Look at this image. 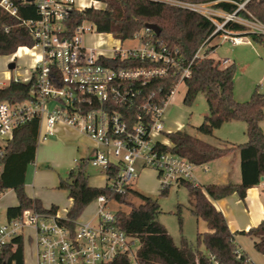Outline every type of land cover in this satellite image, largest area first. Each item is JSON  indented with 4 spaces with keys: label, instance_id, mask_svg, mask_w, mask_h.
I'll list each match as a JSON object with an SVG mask.
<instances>
[{
    "label": "trees",
    "instance_id": "obj_1",
    "mask_svg": "<svg viewBox=\"0 0 264 264\" xmlns=\"http://www.w3.org/2000/svg\"><path fill=\"white\" fill-rule=\"evenodd\" d=\"M18 6V18L10 16L0 7V56H12L20 47L31 48L35 41L28 30L21 25V20L36 19L37 13L32 3L24 0H11ZM105 4L101 10L85 9L72 11L65 20L68 32L82 22L95 27L97 34H107L113 39L124 42L132 40L136 34L144 31L146 24H154L160 29L159 35L152 33V40L158 45L166 46L172 52L177 51V64L169 68L166 75L153 79L139 88L138 102L150 101L161 105L167 102L171 93L179 83L183 69L189 66V74L182 83L185 94L182 104L191 107L197 95L202 94L208 107V113L202 123L195 128L196 134L212 136L223 124L237 121L245 124L246 142L231 144L219 140L216 145L206 143L185 130L166 133L171 146L154 143V149L162 153H172L187 159L194 167L205 165L229 154H238L240 182L227 181L224 184H208L203 187L191 182H181L187 190L194 193V205L190 212L203 220L208 231L197 234L196 245L193 246L181 237L179 246L175 245L165 227L157 220L160 207L152 200L131 186L125 188L123 194L115 193L107 187L97 188L88 185V160H80L70 169L65 179H59L57 188L67 194L71 200L66 216L61 220L72 227V221L80 218L85 208L99 196L125 205L127 213L120 210L115 213L116 225L127 234L137 238L139 247L136 257L140 264H253L248 256L239 249L229 231L226 220L217 211L211 200H219L236 194L243 201L249 188L259 185L264 177V133L260 123L264 121V95L255 88L245 102L234 99L233 86L235 65L223 64L209 57L216 46L205 49L204 53L193 59L201 47H205L213 37L220 35L215 25L206 17L176 6L156 0H97ZM197 4H212L220 12L233 14L241 19L257 21L264 25V0H249L243 9L238 6L246 0H178ZM223 29L228 32L242 33L252 42L264 46V35L250 32L247 27L234 21H228ZM111 61L112 67H142L144 63H124ZM221 64L225 66H221ZM32 81L24 83L10 79L0 87V102L19 103L27 99ZM59 86V85H57ZM129 130L137 123V115L141 112L132 108L116 106ZM143 122L148 125V116ZM39 124L32 120L13 131L11 140L2 147L0 157V191L13 190L18 205L7 209L8 218L22 215L26 210L34 209L41 213L56 214L57 207L45 209L36 199L29 198L24 191L25 174L28 165L35 160L38 148ZM119 166L109 164L104 171L109 180L116 179ZM168 189H160L159 195L166 196ZM264 195V186L262 188ZM132 196L141 200L134 205L128 201ZM264 210V209H263ZM181 223L179 219V224ZM254 238V250L264 257V211L261 222L247 232H240ZM16 247L9 245L3 253L2 263L23 264L21 243ZM202 244L205 253L199 249ZM240 251L237 258L235 252ZM114 264H129L125 256L115 259Z\"/></svg>",
    "mask_w": 264,
    "mask_h": 264
},
{
    "label": "built area",
    "instance_id": "obj_2",
    "mask_svg": "<svg viewBox=\"0 0 264 264\" xmlns=\"http://www.w3.org/2000/svg\"><path fill=\"white\" fill-rule=\"evenodd\" d=\"M156 1L206 17L215 25L214 33L221 32L223 41L228 40L232 45L242 41L241 34L223 29L235 13L227 15L217 25L214 19L218 10L210 9L208 4ZM247 1L239 5L238 10L243 9ZM24 2L32 3L37 13L36 19L21 20V25L35 41L34 46L27 48L35 52L30 55L33 60L31 72L24 79V83L32 81V86L26 100L19 103L0 102V140L4 145L11 140L17 127L34 119L39 124L38 140L52 136L56 124H64L95 144L96 151L89 165L103 172L109 164L119 166L117 178H108L107 187L115 193L123 194L143 168L156 172L160 189H169L181 182H194V166L187 159L154 149L151 135L162 132L167 102L157 105L137 100L140 93L138 87L164 77L168 69L177 64L178 52L154 43L153 32L146 28L132 39L138 42L137 46L122 48L123 42L119 40L104 51L96 45H84L83 36L96 33L95 27L82 22L68 32L65 20L72 11L104 9L105 4L97 0ZM0 7L10 16L18 18V6L13 1L0 0ZM248 23L251 30L255 29L251 32L264 35V25L253 20ZM200 51L201 48L193 59L201 55ZM17 58L12 57V61ZM111 61L147 65L114 68L110 65ZM227 63L225 60L224 64ZM188 74L189 66L183 69L179 83ZM116 106L141 112L132 130L128 129L123 114L115 110ZM144 116L151 121L148 125L143 122ZM4 191H0V197ZM111 202L105 196H99L93 201L95 210L91 218H78L72 221V227L62 223L64 218L56 214L34 209L26 210L15 218H8L5 214L0 219V264H4L2 257L5 249L13 245L11 250L14 251L17 240L21 243L23 264H27L30 257L31 264H114L120 256H125L129 264H140L136 257L139 242L136 237L118 228L116 212L108 210ZM235 254L240 257L239 250Z\"/></svg>",
    "mask_w": 264,
    "mask_h": 264
},
{
    "label": "rangeland",
    "instance_id": "obj_3",
    "mask_svg": "<svg viewBox=\"0 0 264 264\" xmlns=\"http://www.w3.org/2000/svg\"><path fill=\"white\" fill-rule=\"evenodd\" d=\"M208 6L210 9H214L212 4H208ZM217 13L218 15L215 17L216 19H214V23L220 25L229 14L220 11ZM231 20L244 25L250 32L255 30L253 28L252 30L249 28L248 22L250 21L248 20L241 19L237 16L232 17ZM242 39L243 43L239 45H232L228 40L223 41L221 35H217L213 37L209 44H207L205 47H201L200 54L202 55L205 49H208L211 47V45H213L216 46V48L215 52H211L209 54L210 58L214 59L216 62L220 61L223 64L225 59H227V62L229 61V65L232 63L235 65L236 70L234 74L233 94L235 93L237 97L242 96L244 98H250L249 96L252 94L255 88H258V91L264 95V46L258 45L246 37H242ZM82 41L86 46L90 47L96 45L103 51L117 43L115 39L112 38V36L107 34H97L95 32L85 34L82 38ZM137 45L138 42L136 40H126L122 43V48H129ZM31 53H33V51H30V53H22L20 54L19 58L15 59V61H8V59L4 56H0V71L5 69L12 73L14 80L19 79L20 81L24 82V79L27 77V75L25 77L24 75L17 77L16 71L26 69L28 74L31 72L30 66L33 62L32 57L30 56ZM12 62L15 64V68L13 70H9L8 64ZM223 64H221L222 67L225 66ZM184 94V84H178L174 95L170 98L169 104L165 109L164 117H166V120L169 124L171 123V125L176 121H183L186 129L193 132L194 129L198 127L203 121V115L207 111L206 101L204 96L199 94L195 98L192 106L186 107L182 104ZM172 127H174V124L169 128L167 127V129H172ZM217 131L220 130L217 129ZM0 146H4V142L2 140H0ZM81 146L82 151L86 150L85 143L81 144ZM40 147L41 146L39 145V148ZM82 151L78 153L79 156H82ZM42 154L43 159L41 162L37 164L33 162L28 167L27 185L32 184L34 172L44 173L45 175L40 174L37 177L38 182H36V190L40 192L45 204H49V202L56 204L58 206L59 216H64L65 208L69 206V200L66 197V192L58 189L57 185L59 179H65L67 177L68 171L73 167H61L68 162V157L65 154H61L59 151H44ZM78 155L76 154L77 158L79 157ZM51 161L59 162L61 165L52 168L50 165ZM200 171L201 168H198L197 172L199 173ZM87 174L90 183H103V173L98 169L96 170L91 165L87 166ZM198 182L200 187L205 186L203 185L202 181L198 180ZM38 184H42V186ZM131 187L138 193L157 201L160 207V213L158 214L157 220L165 227L168 234L172 237L175 245L179 246L181 237L191 245H196L197 234H202L200 232L205 222L201 219H197L190 212L194 202L193 192H190L184 186L175 185L168 189L166 196H160L159 181L157 179L156 172L151 168L141 169L138 172L136 179L132 181ZM27 190H32V187L27 186ZM128 201L134 205L141 203L140 199L132 196L128 197ZM16 204L17 199L15 197V193L7 192L0 202L2 207L0 219H3L5 216V208L9 206H15ZM94 210L95 206L93 203H91L85 208L80 218L84 220L87 219L89 215L94 212ZM108 210L111 212H117L120 210L121 212L127 213L129 208L125 205L111 202L108 205ZM179 219L181 221L180 224ZM254 240L255 239L248 236H244L239 239L242 247L246 250L249 256L255 260L256 264H264V257L257 253L253 248ZM199 249L205 253V248L202 244L199 245ZM30 260L32 261V257H30ZM30 260L27 261V264H31Z\"/></svg>",
    "mask_w": 264,
    "mask_h": 264
},
{
    "label": "crops",
    "instance_id": "obj_4",
    "mask_svg": "<svg viewBox=\"0 0 264 264\" xmlns=\"http://www.w3.org/2000/svg\"><path fill=\"white\" fill-rule=\"evenodd\" d=\"M239 34H242V33H239ZM246 38H248V37H246ZM241 43H243V39H242ZM241 43H239V44H241ZM239 44H237V45H239ZM212 46L213 45H211V47ZM19 52L16 53V56H19L22 53L23 54L24 53H30V51L28 49H23V48L20 49ZM213 52H215V50ZM4 57L7 58L8 61H12L11 56H4ZM225 60H227V59H225ZM32 64H33V62H32ZM32 64L30 66V69L32 67ZM22 75H24V77L26 75H28V72L26 69L16 71L17 77L22 76ZM10 79H13L12 73H10L9 71H7L5 69L0 71V87L7 84ZM179 84H181V83H179ZM177 87H178V85L176 86V88ZM175 89H174L173 93L171 94V96L169 97V99L166 103L165 109L167 108V106L169 104L170 98L174 95ZM234 99L237 102H244V101H247L249 98L248 97L244 98L242 96L237 97L234 93ZM206 106H207V104H206ZM207 113H208V107H207L206 113L203 115V118L207 115ZM173 124H174V127H172V129L171 128L167 129V127L169 128ZM173 124L172 125H171V123L169 124L168 121L166 120V117H164V115H163L162 132H160V133L153 132L152 133L151 137H152L153 142H159L161 144L171 146L169 139L166 136H164V134L176 132L179 130H185L189 134L195 135L200 140H202L206 143L212 144V145H216L219 140L226 141V142L231 143V144H234V143L235 144H238V143L241 144V143L246 142V135H245L246 126L242 122L231 121V122L225 123L218 129L220 131H217V130L214 131V134L212 136H204V135L196 134L195 129L193 132L188 131L186 129V126H184L183 121H176ZM260 127L264 133V122L263 121L260 123ZM38 134H39V131H38ZM219 137L222 139H220ZM83 143L86 144V150H84V151L81 150V147H82L81 144H83ZM38 144L41 147L39 148V145H38V148L36 150V155H35V160H34L35 164L42 161V159H43L42 153L44 151H47V152L59 151L61 154H65L68 157V162L61 166V167H67V168L68 167H74L75 164L80 160H88L89 161L93 157V155L96 151L95 144L88 137H86L85 135L79 133L75 129L68 127L64 124H56L54 129H53V135L46 138V139L38 140ZM0 147H3V146H0ZM81 151H82V154H81L82 156H79L78 153H80ZM76 154L79 156L78 158L76 157ZM50 163H51L50 165L52 168L58 167L61 165V163L54 162V161H51ZM28 167H29V165H28ZM28 167L26 169L25 181H24V191H25L26 195L31 199L38 200L45 209H49L51 206H56L57 207L56 215L59 218H65L67 210L70 207L71 200L67 198L69 200V206H67L65 208L64 216H59L58 206L54 203H51V202H49V204H45L40 192L36 190V187H37L36 182H38V178H37L38 175H40V174L45 175V174L42 172H38V173L34 172V177L32 178V184L27 185V183H28V177H27ZM198 168H201V171L199 173L197 172ZM95 169L97 170V168H95ZM98 170L101 171L104 175L103 183L102 184H92L88 180V185L91 187L102 188V187H105L106 185H108L109 180H108L107 175L101 169H98ZM193 178H194V182L197 185H200L198 180L202 181L203 185L224 184L227 181H231L233 183H239L240 182V168H239V156H238V154L237 153L236 154H229V155L223 156L221 158H218L214 161H211L205 165L194 167L193 168ZM38 185L42 186V184H38ZM27 186L32 187V190L28 191ZM176 186H178V185H176ZM263 186H264V181H262L257 186L249 188L246 191V196H245L243 201H241L236 194H232L230 196H227V197L219 199V200H211L210 198H208L210 200V202L213 204V206L215 207V209L222 213V215L224 216V218L226 220L229 231L234 236L235 243L238 245L239 249L241 251H243L248 256L249 260L253 264H256L255 260L251 256H249V254L242 247L241 242L239 241V239L241 237H244L245 235H240L238 233L247 232L250 228L256 227L261 222V220L263 218V211H264L263 210L264 209V195L262 194ZM7 192H13L14 193V191L11 189L5 190L3 195L0 197V202L4 198V196L7 194ZM15 197H16V195H15ZM66 197H67V194H66ZM17 205H18V202L15 206H9V207L5 208V210H4L5 214H7L8 208L16 207ZM193 205H194V202H193ZM1 209H2V207L0 205V212H1ZM92 214L89 215V217L87 219L91 218ZM87 219H85V220H87ZM82 220H84V219H82ZM207 231H208L207 225H206V223H204L200 233H205Z\"/></svg>",
    "mask_w": 264,
    "mask_h": 264
},
{
    "label": "water",
    "instance_id": "obj_5",
    "mask_svg": "<svg viewBox=\"0 0 264 264\" xmlns=\"http://www.w3.org/2000/svg\"><path fill=\"white\" fill-rule=\"evenodd\" d=\"M26 1L31 2L33 0H26ZM145 28L151 30L155 35H159L160 33V29L154 24H146ZM14 68H15V64L13 62L8 65L9 70H13ZM261 181H264V177L261 178Z\"/></svg>",
    "mask_w": 264,
    "mask_h": 264
},
{
    "label": "bare ground",
    "instance_id": "obj_6",
    "mask_svg": "<svg viewBox=\"0 0 264 264\" xmlns=\"http://www.w3.org/2000/svg\"><path fill=\"white\" fill-rule=\"evenodd\" d=\"M22 48H23V49H27V48H25V47H21L20 49H22ZM20 49H19V50H20ZM19 50H18V51H16V53H17V52H19ZM28 50H29V51H33V53H32V54H30L31 56H32V55H34V52H35L34 50H30V49H28ZM16 53H15V54H13V55L11 56V58H12V57H18V58H19V57H20V55H19V56H16Z\"/></svg>",
    "mask_w": 264,
    "mask_h": 264
}]
</instances>
